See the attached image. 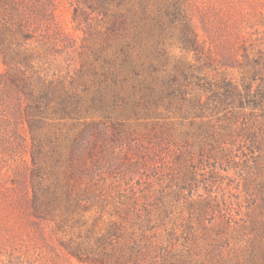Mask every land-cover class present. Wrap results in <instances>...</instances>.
Instances as JSON below:
<instances>
[{"label": "rangeland", "instance_id": "rangeland-1", "mask_svg": "<svg viewBox=\"0 0 264 264\" xmlns=\"http://www.w3.org/2000/svg\"><path fill=\"white\" fill-rule=\"evenodd\" d=\"M3 6L0 264H187L191 232L205 259L264 232V197L242 191L264 186V0ZM27 89L46 109L36 170Z\"/></svg>", "mask_w": 264, "mask_h": 264}, {"label": "trees", "instance_id": "trees-1", "mask_svg": "<svg viewBox=\"0 0 264 264\" xmlns=\"http://www.w3.org/2000/svg\"><path fill=\"white\" fill-rule=\"evenodd\" d=\"M5 1L6 0H0V12L4 11L3 4ZM1 16L2 14L0 13V44L4 49L8 51L5 53V58H3L5 63L8 65V58L10 57H8L10 44L9 41H6L4 37L6 33L9 32V27L7 28V26L3 24V22L1 21ZM19 71L22 74V78L25 79L22 70ZM10 72L11 70H6V73L1 75L2 83L8 85L7 81H9L10 78L12 81L13 77L11 76ZM24 84H26V82ZM25 93H27V97L29 99L27 107L24 109L26 117L27 119H29L28 125H30L29 128L31 130L32 138L34 139L37 137V143L35 145L36 154H33V162L36 166V170V168H40V166H42L40 164V161L41 157H43L44 155V142L40 140V138L38 137V132L37 130H35L37 123H39L35 122V120L40 119L42 114L46 112V109L41 105L43 101L41 96L42 92L33 93L30 89H27ZM70 109L73 108L71 107ZM55 110L63 111L65 109L61 107L54 109V111ZM258 159L259 157L254 158L253 167L251 170H249L250 173L254 172V175H256L257 178L258 174H260L262 171L261 165L258 164ZM256 177H254V179ZM242 191L246 196H256V193L258 192L262 197H264V186L262 185H259L255 190L250 189L249 186H245ZM253 191H256L254 195ZM33 194V198L37 199L38 194L36 193V191H34ZM47 196L48 195L46 194L45 197ZM231 196H233V194H231ZM235 197V200H223V214L229 221H233L234 224H236L237 229H242L245 227L246 222L244 217H242L243 204L238 195H236ZM253 203L254 202H252V200H247V207H252ZM201 204L202 203L199 200H192L189 202V216L191 219L200 217ZM190 236L192 237V239L185 256L187 264H264V232H227L225 239L227 240L226 245L229 246L227 249L228 251L226 252V254H223V251L220 248L216 252H214L215 254L210 256L209 259L208 257L205 259L201 254V250L199 251L196 248V232H191Z\"/></svg>", "mask_w": 264, "mask_h": 264}]
</instances>
